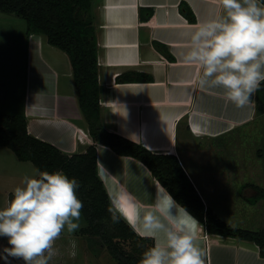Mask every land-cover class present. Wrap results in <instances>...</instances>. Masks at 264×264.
I'll return each mask as SVG.
<instances>
[{
	"label": "crops",
	"instance_id": "0c3cea01",
	"mask_svg": "<svg viewBox=\"0 0 264 264\" xmlns=\"http://www.w3.org/2000/svg\"><path fill=\"white\" fill-rule=\"evenodd\" d=\"M181 2L195 13V23L181 13ZM149 11L153 14L146 19ZM92 13L99 44V81L105 87V127L154 152L176 155L210 207L181 158L180 129L193 142L201 143L250 130L263 116L256 111V93L249 106L237 109L222 90L202 88L200 65L183 58L190 48V32L214 14H222L220 0H96ZM0 20L4 41L0 55L6 58L0 60V113L25 115L32 135L67 154L86 152L94 140L79 104L69 55L51 45L45 35L28 34L25 19L0 12ZM156 43L164 45L174 60ZM16 48L24 53L25 61L16 60ZM19 63L20 67L25 65L20 83L14 76ZM131 69L150 75L153 81H117L120 73ZM5 148L0 146V163L9 159L12 168L7 175L22 180L28 167ZM97 150L100 176L108 192L115 189L122 195L131 194L142 208H151L157 187L163 186L151 170L140 160L119 155L108 146L97 144ZM198 242L208 264H264L259 246L251 241L208 235L202 226ZM7 246L0 238V252ZM58 257L61 254L54 258ZM0 264L5 261L0 259ZM9 264L23 261L9 257Z\"/></svg>",
	"mask_w": 264,
	"mask_h": 264
},
{
	"label": "clouds",
	"instance_id": "9594fccd",
	"mask_svg": "<svg viewBox=\"0 0 264 264\" xmlns=\"http://www.w3.org/2000/svg\"><path fill=\"white\" fill-rule=\"evenodd\" d=\"M222 14L190 32V48L183 58L202 69V88L220 89L234 107L242 109L264 83V0H220ZM81 183L62 170H36L13 189L12 199L0 209V237L7 247L0 259L23 264H50L58 255L56 241L66 230L80 229L83 202L77 196ZM145 195L150 194L145 190ZM107 212L112 224L123 220L143 238L156 240L142 252L138 264H205L198 242L200 223L177 203L163 186L157 187L151 208L136 197L108 192ZM69 256L75 259L78 243L70 239Z\"/></svg>",
	"mask_w": 264,
	"mask_h": 264
},
{
	"label": "trees",
	"instance_id": "16d2710c",
	"mask_svg": "<svg viewBox=\"0 0 264 264\" xmlns=\"http://www.w3.org/2000/svg\"><path fill=\"white\" fill-rule=\"evenodd\" d=\"M95 1L0 0L1 13L25 19L28 34L45 35L51 45L69 55L79 104L94 140L86 152L70 155L32 135L25 115L0 113V146L10 148L20 161L32 162L40 171L62 170L69 178L77 179L81 183L77 196L83 202L82 212L87 220L81 234L88 236L89 243L99 242L118 264H138L142 252L154 246L155 240L141 237L123 220L112 224L107 212L110 203L108 190L98 167L97 144L108 146L119 155L132 156L144 163L174 200L198 220L208 235L251 241L259 246L260 254L264 257V229L233 227L211 207H206L176 155L154 152L105 127L102 116L105 87L99 81V44L92 13ZM180 11L190 22H196L195 13L185 2L180 3ZM152 14L153 11H149L146 19ZM156 47L170 60H174L164 45L156 43ZM117 81L150 82L153 78L131 69L120 73ZM256 111L264 115V83L256 92ZM260 151L261 154L263 151ZM251 186L260 192L257 196L264 195L262 187ZM11 199L12 193L9 201Z\"/></svg>",
	"mask_w": 264,
	"mask_h": 264
},
{
	"label": "rangeland",
	"instance_id": "374dc122",
	"mask_svg": "<svg viewBox=\"0 0 264 264\" xmlns=\"http://www.w3.org/2000/svg\"><path fill=\"white\" fill-rule=\"evenodd\" d=\"M3 43V36L0 35V47ZM0 56V60L1 58L6 60L5 57L3 59V55ZM15 58L25 61L24 53L20 49L17 51V48ZM18 66L20 67V63ZM24 69L25 65H21L20 69L17 68V73L14 71L18 83L21 82L19 78H22ZM180 132L181 158L196 177L197 184L200 185L209 206L215 213L233 227L264 229V195L257 196L260 192L251 186L257 185L264 189V115L250 130H237L227 136L204 140L201 143L193 142L190 135L182 128ZM5 149L13 153L10 148ZM260 150L263 151L261 154ZM22 163L28 167L25 169L27 176L35 175L37 168L32 162L22 161ZM0 166V209H2L7 206L10 194L22 180H13L7 175L12 168L9 159L5 160V163H0ZM256 198L260 199L251 202ZM79 223L80 229L71 236L66 230L62 233L57 241L59 244L55 246L60 247L58 254L62 257L54 258L50 264L65 262L118 264L99 242L93 241L91 244L88 242V236L81 234V229L87 225L82 210ZM0 238L7 242L6 238ZM73 238L78 243L75 259L69 256L68 241Z\"/></svg>",
	"mask_w": 264,
	"mask_h": 264
}]
</instances>
